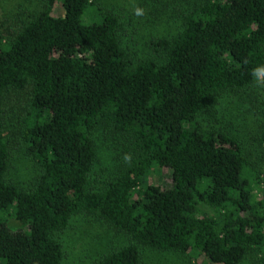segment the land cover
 Here are the masks:
<instances>
[{
    "label": "trees",
    "instance_id": "obj_1",
    "mask_svg": "<svg viewBox=\"0 0 264 264\" xmlns=\"http://www.w3.org/2000/svg\"><path fill=\"white\" fill-rule=\"evenodd\" d=\"M56 1L9 38L0 26V109L8 91L29 90L18 132L40 171L31 190L9 182L0 116V264H64L59 236L80 214L127 237L95 264H145L148 249L206 260L191 264L257 252L264 264V177L249 180L242 144L202 124L212 103L229 114L253 71L264 74V0H197L143 59L124 45L119 17L86 23L93 0H61L54 17ZM99 131L123 139L132 160L97 186ZM158 168L172 171L170 187L148 182Z\"/></svg>",
    "mask_w": 264,
    "mask_h": 264
},
{
    "label": "rangeland",
    "instance_id": "obj_2",
    "mask_svg": "<svg viewBox=\"0 0 264 264\" xmlns=\"http://www.w3.org/2000/svg\"><path fill=\"white\" fill-rule=\"evenodd\" d=\"M200 1V0H198ZM96 4L90 7L84 16L86 23L101 22L102 12L113 14L120 18L124 31L123 41L131 49L136 58L143 59L152 55L151 42L174 35L181 24L183 11L190 9L197 0H93ZM43 0H0L1 35L6 38L19 32L23 23L29 21L40 12ZM144 10L143 16L135 15V10ZM185 12V11H184ZM61 0H57L52 11L54 17L63 16ZM264 74L260 82L249 87L240 94L241 98L234 100L223 113L220 109H211L203 114V126L207 129L222 128L235 137L248 155V176L251 172L264 177ZM233 97V96H231ZM29 90H10L3 99L0 116L1 126L9 140L11 155L10 169L7 175L9 182L23 190H31L39 181V168L26 152L24 142L19 134V116L29 110ZM234 112V113H232ZM98 158L93 171V178L98 179L97 186L107 178H114L122 166H126L123 157L124 140L117 141L110 136L96 135ZM93 182V181H92ZM150 184L163 187L172 185V171L158 168L148 177ZM258 197L264 195V186H255ZM209 215H215L210 208L204 210ZM9 220V218H8ZM10 222V221H9ZM10 226V225H9ZM12 230L16 227L10 226ZM65 252L64 264H95L109 251L116 250L127 243V237L113 230L105 221L93 215L80 214L74 216L69 228L59 236ZM197 258V259H196ZM260 254L251 253L243 264H259ZM145 264H191L198 260L206 262L205 258L195 253L181 256L173 253H163L154 250L144 252Z\"/></svg>",
    "mask_w": 264,
    "mask_h": 264
},
{
    "label": "clouds",
    "instance_id": "obj_3",
    "mask_svg": "<svg viewBox=\"0 0 264 264\" xmlns=\"http://www.w3.org/2000/svg\"><path fill=\"white\" fill-rule=\"evenodd\" d=\"M144 14H145L144 10L141 8H137L135 10V15H137V16H143ZM260 71L261 70H254L253 71V75L257 78L258 83L260 82ZM262 86H264V84H262ZM123 159L125 160L126 163H131L132 157H131V155H125L123 157Z\"/></svg>",
    "mask_w": 264,
    "mask_h": 264
}]
</instances>
